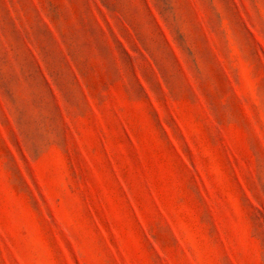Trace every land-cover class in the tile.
<instances>
[{
    "label": "rangeland",
    "instance_id": "374dc122",
    "mask_svg": "<svg viewBox=\"0 0 264 264\" xmlns=\"http://www.w3.org/2000/svg\"><path fill=\"white\" fill-rule=\"evenodd\" d=\"M0 264H264V0H0Z\"/></svg>",
    "mask_w": 264,
    "mask_h": 264
}]
</instances>
